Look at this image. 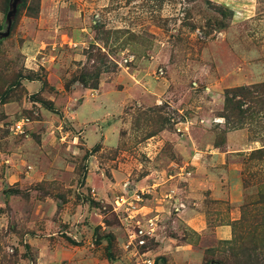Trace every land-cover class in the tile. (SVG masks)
<instances>
[{"label":"rangeland","instance_id":"rangeland-1","mask_svg":"<svg viewBox=\"0 0 264 264\" xmlns=\"http://www.w3.org/2000/svg\"><path fill=\"white\" fill-rule=\"evenodd\" d=\"M0 264H264V0H20Z\"/></svg>","mask_w":264,"mask_h":264},{"label":"water","instance_id":"water-1","mask_svg":"<svg viewBox=\"0 0 264 264\" xmlns=\"http://www.w3.org/2000/svg\"><path fill=\"white\" fill-rule=\"evenodd\" d=\"M20 0H11V10L7 15V31L5 33L0 32V37H7L10 35L11 25H12V17L16 14L17 6Z\"/></svg>","mask_w":264,"mask_h":264},{"label":"trees","instance_id":"trees-1","mask_svg":"<svg viewBox=\"0 0 264 264\" xmlns=\"http://www.w3.org/2000/svg\"><path fill=\"white\" fill-rule=\"evenodd\" d=\"M233 93V92H232ZM232 93H230V94H232ZM228 96H234V95H229V93H228ZM228 100V99H227Z\"/></svg>","mask_w":264,"mask_h":264}]
</instances>
